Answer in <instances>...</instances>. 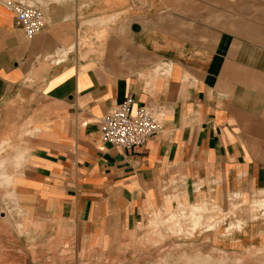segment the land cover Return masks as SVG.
<instances>
[{"label":"crops","instance_id":"crops-1","mask_svg":"<svg viewBox=\"0 0 264 264\" xmlns=\"http://www.w3.org/2000/svg\"><path fill=\"white\" fill-rule=\"evenodd\" d=\"M41 5L28 40L0 4V158L24 157L0 185V264L142 252L152 214L264 195V0ZM127 96L162 115L133 149L100 137ZM241 210L223 247H264L261 211Z\"/></svg>","mask_w":264,"mask_h":264},{"label":"rangeland","instance_id":"rangeland-1","mask_svg":"<svg viewBox=\"0 0 264 264\" xmlns=\"http://www.w3.org/2000/svg\"><path fill=\"white\" fill-rule=\"evenodd\" d=\"M37 2L39 3L40 7H42L41 0H37ZM18 150L20 149H17L16 152ZM6 185H7L6 187H8L10 183ZM167 194H165V196ZM168 196L171 199L174 200L176 199V197H173L171 195H167V197ZM233 196H231L230 200L228 201L229 205L226 209L227 211H225L221 207L219 208L216 201L209 200L208 204H205V206H203L204 209L205 208L206 209L204 210L205 213H203L202 215L203 219L201 221V225H199L194 230L192 229L193 227H191L192 221L190 217L186 214L188 212L187 210H182L181 212H179L180 211L179 210L176 213L179 214L183 212V214L178 215L179 218L177 217V219L176 218L174 219L176 221L179 220L178 222H175L174 220L171 221V219H168V221L170 222L167 221L163 225H157V227L155 225L150 224V219L154 218V216H160L161 218L166 219L169 216V215L167 216L169 212L182 209L181 207H185V208L189 207V205H184V206L178 205L172 210L164 209L160 213L152 214L150 217H148V222H147L148 225H145L144 231L138 237H135V239L133 240V246H136V249L142 252L115 253V254L81 253L80 255H78V257L81 260L80 262L81 264H196L195 262L197 261L198 262L197 264H264V247L251 248L246 246L243 248L232 247L231 249L223 247L224 244L223 241L226 242L227 239L229 238V234L227 235L224 232V228H226L230 224V222H236V220H239L240 223L243 224V221L240 216L243 212L241 210L242 207L248 209V212H250L252 218H254L253 215L257 216L256 215L257 212L259 213L261 211V215L264 212V208L257 205V203L262 200L261 198H264V195H262V193H259V196L257 197L255 196L254 198L251 199L241 197L240 195L238 196V194ZM228 210L231 211L229 212ZM163 213H165V215H163ZM224 213L226 214L224 215ZM224 216L226 218L223 219ZM215 221L216 222L218 221L219 223H216ZM208 223L209 224L212 223L213 225H215L216 223L214 230L209 232L204 231L205 230L204 225H207ZM168 224L169 225L173 224V225L167 227ZM174 229L175 231L176 230L179 231L180 229L182 230V231L180 230L181 232L179 234L180 236L176 234L177 231L175 232ZM231 229H230L231 231L229 230L228 232L230 233V235L237 230L235 228H231ZM156 231L158 232L157 237H155ZM171 233L177 236L172 235ZM166 234L170 237L168 236L166 237ZM157 240H159L160 242ZM232 244L235 245L233 242ZM196 252L203 255L202 256L203 259L199 258L200 261L194 260L193 262L191 258V262H190L189 259H185L183 257V256H187L190 258V256L192 254H195ZM179 254H181V256ZM68 256L73 257V255H68ZM205 257H207L208 259ZM204 259H206V262Z\"/></svg>","mask_w":264,"mask_h":264},{"label":"built area","instance_id":"built-area-1","mask_svg":"<svg viewBox=\"0 0 264 264\" xmlns=\"http://www.w3.org/2000/svg\"><path fill=\"white\" fill-rule=\"evenodd\" d=\"M0 4L12 11L17 27L28 40L38 35L47 23L37 0H0ZM161 128L160 113L145 106H135L133 97L127 96L103 115L100 137L114 147L133 149L144 145Z\"/></svg>","mask_w":264,"mask_h":264},{"label":"bare ground","instance_id":"bare-ground-1","mask_svg":"<svg viewBox=\"0 0 264 264\" xmlns=\"http://www.w3.org/2000/svg\"><path fill=\"white\" fill-rule=\"evenodd\" d=\"M108 19V18H107ZM108 28V27H107ZM75 44H76V42H74ZM80 44V43H79ZM69 46V45H68ZM72 46V45H71ZM71 46H69L70 47V50H71ZM75 46V45H74ZM77 46V45H76ZM74 48V47H73ZM65 51V50H64ZM63 51V52H64ZM65 53V52H64ZM66 53H67V51H66ZM69 53V52H68ZM61 58V57H60ZM59 61V60H58ZM161 61V60H160ZM156 69H157V67H156ZM165 71V70H164ZM167 72V71H166ZM163 73V72H162ZM187 81V80H186ZM36 129V128H35ZM24 159V157H23V151H21V150H18L17 152H16V150H15V152L14 153H11V154H8V155H5L4 157L2 156L1 158H0V185H6V184H9L10 183V180H11V177H10V175H8L7 173H5L4 172V169H5V167L6 166H8V165H19L20 164V162L22 161ZM7 170V169H6ZM12 181V180H11ZM234 194H236V193H234ZM237 194H239V193H237ZM9 195H11V194H9ZM239 196V195H238ZM241 196V195H240ZM234 197V196H233ZM237 197V196H236ZM228 200V199H227ZM15 201H17V200H15ZM257 205H259V206H261V207H263L264 208V200H261V201H259L258 203H257ZM204 205H200V204H192V205H189V207H187V208H185V207H181L182 209H178V210H174L173 212H169V214H167V218L165 219V218H161L160 216H154V218H152V219H150V224H152V225H155L156 227H157V225H163V224H165L167 221H168V219H171V221L172 220H174L175 218L177 219V217L179 218V214H183V212L182 213H179V214H176L179 210V212H181L182 210H187L188 212L186 213L189 217H190V219H191V221H192V226L191 227H193L192 229L194 230V229H196L199 225H201V221H202V215H203V213H205L204 212V210L206 209H204V207H203ZM211 208V207H210ZM213 208V207H212ZM234 208V207H233ZM227 209V208H226ZM225 209V211H227ZM207 210H208V208H207ZM210 210V209H209ZM213 211V210H212ZM224 211V212H225ZM229 211V210H228ZM231 211V210H230ZM229 211V212H230ZM186 212V211H185ZM209 212H211V211H209ZM227 213V212H226ZM226 213H224V215L226 214ZM185 214V215H186ZM163 215H165V213H163ZM185 215H183V216H185ZM262 215H264V212H263V214ZM162 216V215H161ZM211 216V215H210ZM254 216V218H252V219H256V217H255V215H253ZM166 217V216H165ZM222 218V217H221ZM224 218H226L225 216L223 217V219ZM187 219V218H186ZM209 219V218H208ZM175 222H178V221H176V220H174ZM190 221V222H191ZM6 222V221H5ZM168 222H170V221H168ZM216 222V221H215ZM237 222H238V224H237ZM245 222H246V220H245ZM205 223V222H204ZM216 223H219L218 221L216 222ZM216 223H215V225H216ZM19 224V223H18ZM34 224V223H33ZM149 224V225H150ZM170 224V223H169ZM167 225V227L169 226H172L173 224H171V225ZM176 224V223H175ZM174 224V225H175ZM21 225V224H20ZM20 225H19V227H20ZM148 225V224H147ZM178 225V224H177ZM176 225V226H177ZM215 225H213L212 223H208L207 225H204L205 226V230L204 231H212V230H214V227H215ZM242 223H240V221L239 220H236V222H230V224L225 228V230H224V232L228 235V234H230V233H228L229 232V230L231 229V228H235V229H237V230H239V229H242ZM156 227H154V228H156ZM164 227V226H163ZM22 228V227H21ZM180 228H182V227H180ZM165 229V228H164ZM169 230V229H168ZM181 230V229H180ZM180 230L179 231H175V229H174V231L176 232V234L177 235H179L181 232H180ZM232 230V229H231ZM230 230V231H231ZM18 231V230H17ZM170 231V230H169ZM171 231H172V229H171ZM182 231V230H181ZM188 231V230H187ZM190 231V230H189ZM175 232H173V233H175ZM200 232V231H199ZM238 232V231H237ZM158 232L156 231V236L155 237H157V234ZM161 233V232H160ZM172 234V233H171ZM154 235H155V233H154ZM172 235H175V234H172ZM171 235V236H172ZM177 235H175V236H177ZM191 235V234H190ZM168 235L166 234V237H167ZM180 236V235H179ZM168 237H170V236H168ZM160 238V237H159ZM159 238H157V239H159ZM165 238V237H164ZM163 238V239H164ZM179 238V237H178ZM157 241H159V240H157ZM160 242V241H159ZM163 242V241H162ZM158 243V242H157ZM156 243V244H157ZM176 246V245H175ZM180 246V245H179ZM156 247V246H155ZM199 248V247H198ZM171 249V248H170ZM178 249V248H177ZM183 251V250H182ZM177 253V252H176ZM184 253V252H183ZM183 253H182V255H183ZM191 254V253H190ZM180 256H181V254H179ZM184 255H186V254H184ZM188 256H190V255H188ZM202 256L203 255H201V254H199L198 252H196L195 254H192L191 256H190V258L189 257H187V256H183L185 259H189V261L191 262V258H192V260H193V262H194V260L196 261V260H199L200 261V259L202 258ZM182 257V258H183ZM208 257V256H207ZM207 257H205V258H207ZM200 258V259H199ZM203 259V258H202ZM208 259V258H207ZM209 259H211V258H209ZM184 260V259H183ZM205 260V262H206V259H204ZM217 260V259H216ZM241 260V259H240ZM188 261V260H187ZM186 261V262H187ZM203 261V260H202ZM208 261V260H207ZM184 263V262H183ZM189 263V262H188ZM196 264L198 263L197 261L195 262Z\"/></svg>","mask_w":264,"mask_h":264}]
</instances>
